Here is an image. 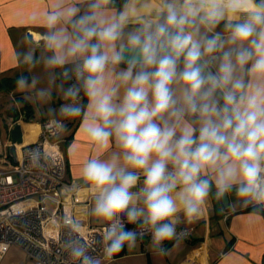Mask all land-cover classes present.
Here are the masks:
<instances>
[{
	"label": "clouds",
	"instance_id": "9594fccd",
	"mask_svg": "<svg viewBox=\"0 0 264 264\" xmlns=\"http://www.w3.org/2000/svg\"><path fill=\"white\" fill-rule=\"evenodd\" d=\"M29 20L43 30L14 51L16 87L97 151L80 177L103 234L54 221L66 259L105 264L145 235L166 257L210 200L264 217V0H47Z\"/></svg>",
	"mask_w": 264,
	"mask_h": 264
},
{
	"label": "crops",
	"instance_id": "0c3cea01",
	"mask_svg": "<svg viewBox=\"0 0 264 264\" xmlns=\"http://www.w3.org/2000/svg\"><path fill=\"white\" fill-rule=\"evenodd\" d=\"M46 3L47 0H0V93H7L10 98L9 93L12 92L18 97L19 105H22L20 122L24 141L26 134L31 141L37 138L42 122L47 119L43 114L47 105L39 104L28 90L16 87L17 77L29 70L23 65L18 66L14 51L28 46V32L35 38L43 30L38 23L30 21L29 16L32 12H42ZM35 71L39 73V69ZM23 102L30 109L28 120L24 119ZM11 103L14 106L12 100ZM50 103L58 107L59 99L55 94ZM64 123H68L66 130L58 132L52 139L61 142L66 161V180L80 185L78 194L81 203L76 208L77 216L85 224L102 225L103 222L89 215L91 194L80 177L83 163L97 155L96 148L80 129L79 117L67 119ZM12 125L9 118L8 136L3 142L11 140ZM180 227H192L191 238L182 240L175 247L172 242H165L171 249L166 257L155 255L150 247V238L145 237L135 247L126 245L105 264H264V217L250 216L247 209L221 207V212H217L213 200H210L200 219L182 223Z\"/></svg>",
	"mask_w": 264,
	"mask_h": 264
},
{
	"label": "built area",
	"instance_id": "2783aa9c",
	"mask_svg": "<svg viewBox=\"0 0 264 264\" xmlns=\"http://www.w3.org/2000/svg\"><path fill=\"white\" fill-rule=\"evenodd\" d=\"M9 95L20 116L17 98L12 92ZM46 121L42 122L36 139L25 144H14L16 163L9 157L13 165L0 170V261L8 248L15 245L26 256V260L19 264H73L66 259L63 250V239L70 229L54 223L61 217H75L80 221V235L90 243L103 234L104 224L88 225L77 216L76 208L81 198L75 189L68 190L76 183L65 178L66 161L61 142L52 139L58 132L50 126L46 127ZM12 144L11 140H0V155H5V150L7 152ZM34 148L41 151L38 165L29 161ZM0 163H4V160L1 159ZM179 230L186 234L183 240L191 238L192 227L179 226ZM145 237L150 238V235Z\"/></svg>",
	"mask_w": 264,
	"mask_h": 264
},
{
	"label": "rangeland",
	"instance_id": "374dc122",
	"mask_svg": "<svg viewBox=\"0 0 264 264\" xmlns=\"http://www.w3.org/2000/svg\"><path fill=\"white\" fill-rule=\"evenodd\" d=\"M34 99V98H33ZM34 102V100H33ZM12 106L11 100L7 93H0V139L3 142L6 140L8 136L7 132V124L9 122V116L6 108H10ZM28 134H26L25 143L31 141L30 139H27ZM33 140V139H32ZM1 159L4 160V163H0V170H6L10 168L13 164L10 162V158L6 152L5 155H0V161ZM26 260V256L24 252L17 246L12 245L8 248V250L3 255L0 264H19L22 261Z\"/></svg>",
	"mask_w": 264,
	"mask_h": 264
},
{
	"label": "water",
	"instance_id": "95a60500",
	"mask_svg": "<svg viewBox=\"0 0 264 264\" xmlns=\"http://www.w3.org/2000/svg\"><path fill=\"white\" fill-rule=\"evenodd\" d=\"M28 34H31V33L28 32L27 35ZM8 116L10 120L13 122V125L10 128V139L13 144L8 147L7 153H8V156L12 158L13 162L16 163L17 161L16 147L14 144H22L23 132H22L20 116L18 114V111L16 109H12L8 112ZM213 202H214L217 212H221V207L228 208L226 204L223 202H217L215 200H213Z\"/></svg>",
	"mask_w": 264,
	"mask_h": 264
},
{
	"label": "trees",
	"instance_id": "16d2710c",
	"mask_svg": "<svg viewBox=\"0 0 264 264\" xmlns=\"http://www.w3.org/2000/svg\"><path fill=\"white\" fill-rule=\"evenodd\" d=\"M14 95H15V94H14ZM15 97H16L17 100H18V97H17L16 95H15ZM18 101H19V100H18ZM19 107H22V105H21V106L19 105ZM13 108H14V106H11L10 108L7 109V111L9 112V111L12 110ZM23 108H24V111L26 112V115L24 114V119H27V120H28V119H29L28 116L30 115V114H29L30 109H29L27 103H24V102H23ZM67 124H68V123H67ZM67 124H66V125H67ZM67 137H69V136H67ZM67 137H65V138H67Z\"/></svg>",
	"mask_w": 264,
	"mask_h": 264
},
{
	"label": "bare ground",
	"instance_id": "6f19581e",
	"mask_svg": "<svg viewBox=\"0 0 264 264\" xmlns=\"http://www.w3.org/2000/svg\"><path fill=\"white\" fill-rule=\"evenodd\" d=\"M23 128H24V126H23ZM36 134V133H35ZM34 138H35V136H34ZM34 140V139H33ZM23 144H25V141L23 140V142H22Z\"/></svg>",
	"mask_w": 264,
	"mask_h": 264
}]
</instances>
